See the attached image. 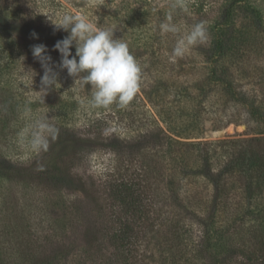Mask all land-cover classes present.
<instances>
[{"label":"trees","instance_id":"1","mask_svg":"<svg viewBox=\"0 0 264 264\" xmlns=\"http://www.w3.org/2000/svg\"><path fill=\"white\" fill-rule=\"evenodd\" d=\"M246 5L247 0H227L210 42L215 57L210 60L208 74L192 83L175 86L176 94H182L187 98L185 103L192 104L190 109L170 105L167 100L159 104L155 99L164 76L147 88L140 83L138 92L126 106L114 102L113 108H106L110 113L102 116L99 111L90 113L87 123L80 128L67 126L64 122L68 112L57 107L55 123L50 124L58 129V135L54 140L49 138L47 151H32L24 160L30 165L48 155L53 157L55 165L50 173L54 184L68 177L89 198V208L83 207L81 199L70 200L73 210L65 220L70 227L80 228L83 251L90 255L98 253L103 264H142L139 248L158 233L168 234V248L173 250L170 258L175 264H202L208 258L211 264H219V255L229 257L235 251L250 264H264V232H254L248 247H237L223 237L252 214L260 213L246 210L248 202L264 199V53L250 59L256 47L234 34L232 27L233 15L248 11ZM9 8L8 0H0V37L9 36ZM67 35L66 32L61 39ZM71 51L75 54L74 47ZM231 58L236 60L235 65H224ZM11 60L7 59L6 65ZM175 63L182 64L183 60L165 61L158 67L172 70ZM213 91L217 97L220 95V105L206 103ZM231 107L242 110L246 134L255 135L206 139L201 116L222 113L224 117L216 119V128L221 129L233 119L227 115ZM103 108L98 107L100 112ZM124 129L133 131L137 137L130 139L134 141L132 145L119 149L126 141L120 139ZM94 147L114 154L103 173L91 170ZM132 167L134 171L130 174L120 171ZM70 194L60 192V198L71 199ZM159 195L160 199H188L197 203L198 209L191 211L190 222L169 219L158 206ZM187 238L192 244L186 243ZM65 246L66 249L61 246L51 249L52 254L45 256L44 262L36 260V256H30V261L60 263L70 252L68 246L72 247L71 243Z\"/></svg>","mask_w":264,"mask_h":264},{"label":"rangeland","instance_id":"2","mask_svg":"<svg viewBox=\"0 0 264 264\" xmlns=\"http://www.w3.org/2000/svg\"><path fill=\"white\" fill-rule=\"evenodd\" d=\"M8 1L9 36L0 37V264H32L34 262L30 261V256L44 262L45 256L52 254L51 249L59 246L66 249L65 245L69 243L72 245L68 246L70 252L60 263L52 264H103V258L98 253L90 255L83 251L80 228L77 225L70 227L65 220L72 214L70 200L81 199L83 207L89 208V198L68 177H62L58 186L54 184L50 173L55 165L53 157L48 155L45 160H37L30 165L23 163L32 153L29 141L36 120L43 117L46 122L54 124L56 110L62 107L68 112L67 122L64 123L76 129L87 123L90 113L99 111L100 114H96L102 116L109 112V108H103V112H100L98 107L91 106L90 86L82 87L78 80L74 81L68 76L66 70L59 69L60 54L53 46L66 32L55 29L52 23H56L57 17L64 13L83 14L99 26L114 28V38L127 42L130 52L140 63L141 86L147 88L155 79H163L164 76L165 80H162L155 99L159 104L167 100L171 101L170 105L190 109L192 104L185 103L187 98L182 94H176L175 86L181 82L192 83L208 74L210 60L215 57L209 47L210 42L227 0ZM246 7L248 11L235 12L232 27H235L234 34L256 47L250 59H257L264 53V0H247ZM169 18L179 28L177 33H165L160 29V24L168 22ZM200 22L207 28L209 42L192 48L185 53V57L175 56L173 50L178 41L192 30L194 24ZM33 34L38 38H34ZM51 34L55 37L52 38ZM38 44L46 45L52 58L50 66L58 72L59 84L45 94L40 90L44 69L32 55L33 46ZM178 58L183 63H175L172 70L159 68L165 61L173 63ZM7 59H12L9 66L6 65ZM235 61L231 58L224 65L232 63L233 67ZM242 88L245 89V86ZM211 102L220 105V95L217 97L213 91L206 103ZM240 113L242 110L231 107L227 115L233 119L221 129L216 128V119L224 117L222 113L203 114V135L212 140L254 136L253 133L246 134L245 125L242 124L245 117ZM134 137L137 135L133 131L124 129L120 139L126 138V141L119 145V149L132 145L134 141L130 139ZM113 155L110 150L94 147L91 170L103 173ZM120 171L130 174L134 168ZM64 191L71 193V199L60 198V192ZM160 198L159 195L156 199L158 206L162 207L169 219L175 217L190 222L191 211L198 209L197 203L193 204L188 199ZM245 209L260 213L256 216L252 214L244 224L223 236L237 247H248L254 232H264V199H253V203L248 202ZM190 240L187 238L186 243L192 244ZM168 246V234H156L139 248V253L143 255L141 263L175 264L170 258L173 250ZM219 256V264H250L246 257L236 251L229 257L225 254ZM202 264L211 262L208 258Z\"/></svg>","mask_w":264,"mask_h":264},{"label":"clouds","instance_id":"3","mask_svg":"<svg viewBox=\"0 0 264 264\" xmlns=\"http://www.w3.org/2000/svg\"><path fill=\"white\" fill-rule=\"evenodd\" d=\"M52 24L55 29L68 33L53 46L60 54L58 67L66 70L68 76L74 81L78 80L82 87L90 86L91 106L107 108L114 102H119L121 107L129 104L140 88L141 66L130 52L127 42L114 38L115 29L99 26L96 21L83 14L64 13ZM159 27L165 33L179 31V28L171 23V18ZM208 42L209 34L205 24L196 23L192 30L178 41L173 53L182 57L192 48ZM73 47L74 55L71 51ZM32 55L44 69L40 90L45 94L59 84L58 72L50 66L52 58L48 55L46 45H34ZM57 135L58 129L42 117L33 125L29 146L37 153L47 151L49 138L54 140Z\"/></svg>","mask_w":264,"mask_h":264}]
</instances>
